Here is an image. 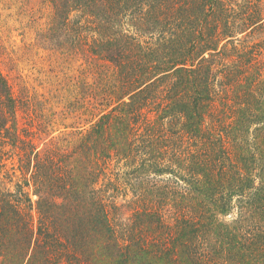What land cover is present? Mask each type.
<instances>
[{
  "label": "trees",
  "instance_id": "16d2710c",
  "mask_svg": "<svg viewBox=\"0 0 264 264\" xmlns=\"http://www.w3.org/2000/svg\"><path fill=\"white\" fill-rule=\"evenodd\" d=\"M36 1L82 98L0 68V264H264V0Z\"/></svg>",
  "mask_w": 264,
  "mask_h": 264
},
{
  "label": "rangeland",
  "instance_id": "374dc122",
  "mask_svg": "<svg viewBox=\"0 0 264 264\" xmlns=\"http://www.w3.org/2000/svg\"><path fill=\"white\" fill-rule=\"evenodd\" d=\"M48 14L49 10L36 0H0L1 71L17 94L29 89L32 94L48 95L53 90L62 98L81 100L76 93L84 78L81 63L67 53L44 50L37 40L39 32L46 27ZM75 105V109L72 105L75 112L69 111L62 120L58 118L59 131L55 136L89 127L81 103ZM128 200L120 195L116 197L119 210L111 211L116 226L125 225L131 215Z\"/></svg>",
  "mask_w": 264,
  "mask_h": 264
}]
</instances>
